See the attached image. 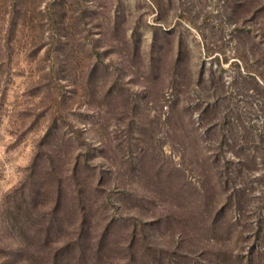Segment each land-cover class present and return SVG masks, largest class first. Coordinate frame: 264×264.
<instances>
[{
    "label": "rangeland",
    "instance_id": "rangeland-1",
    "mask_svg": "<svg viewBox=\"0 0 264 264\" xmlns=\"http://www.w3.org/2000/svg\"><path fill=\"white\" fill-rule=\"evenodd\" d=\"M0 264H264V0H0Z\"/></svg>",
    "mask_w": 264,
    "mask_h": 264
}]
</instances>
